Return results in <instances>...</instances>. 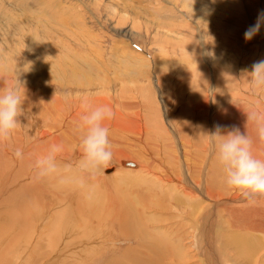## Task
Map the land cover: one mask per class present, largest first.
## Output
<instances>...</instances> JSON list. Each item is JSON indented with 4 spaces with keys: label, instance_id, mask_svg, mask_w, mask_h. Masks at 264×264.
Segmentation results:
<instances>
[{
    "label": "bare ground",
    "instance_id": "bare-ground-1",
    "mask_svg": "<svg viewBox=\"0 0 264 264\" xmlns=\"http://www.w3.org/2000/svg\"><path fill=\"white\" fill-rule=\"evenodd\" d=\"M225 15L223 13L220 14V16ZM10 18L13 22V17L10 16ZM58 19L61 23L67 21L62 17H58ZM25 22L28 21L25 19ZM217 23L220 26H226L227 24L221 21ZM31 24L34 25V23ZM40 24L41 16L36 18L35 25L38 28L34 29V33L26 32V27L22 29L25 36H29V50L27 49L29 52L27 55L31 59L26 60V62L30 63H25L24 67L30 69V71L25 70L23 66L22 71L20 70L22 73L12 69L11 71H1L4 66L1 67L0 65V88L7 85H15L14 81H9L7 76L16 74V72L18 76L22 75L24 78L20 85L22 100L24 102L22 106L24 114L19 118L21 124L10 140L0 144V172H4V178L0 175L2 177H0L1 229L8 231L13 229L12 234H16L17 232L15 231L26 233L29 237L28 239H35L39 249L44 247L46 249H43L48 251L60 245H62L63 249H66L74 241L65 240L63 237L64 235L67 237L70 232L76 230L78 222L75 219L76 213L90 209L97 214V220L101 228L97 233L95 229L90 227L92 221L90 219L88 224L89 230L88 233L86 231L85 235L89 240L86 239L85 242L75 241L80 250L77 252L71 250L70 256L78 258L79 260H76L80 261L79 263L81 264H88L84 263L86 259L85 255L89 253L96 254L100 250L101 233H105L108 238L106 247L110 245L111 227L115 225L114 217L117 216L123 220L124 224H128L127 228L124 227L122 231L123 235H131L132 233H143L145 235L142 236V240L140 238V247L136 251H132L133 254H130V257L128 256L127 258L130 260V264L132 261L135 263V260L138 261V259L143 262L146 260L144 259L145 256L150 257L154 255L153 253L157 254L159 238L155 240L152 237V234L155 233L154 229L152 230L150 225L147 226L148 228L145 227V221L141 222L138 217V215L148 217L145 214L146 210H140L141 208L139 209V207L132 204L134 201L129 203L127 196L123 192L124 190L115 192L117 190H114V183L125 177L130 179L132 183L140 182L153 185L149 187L151 190L148 191V194L153 195L150 196L153 197L151 206H155L159 210L169 209L173 205L171 203L175 201L187 205L191 215L182 216L179 214L176 219L184 217V219L189 220V216L191 217L190 222L193 223H190V228L187 227L188 233L186 232V234L190 236L191 241L194 240V245H192L203 255L205 264H219L221 262H219V251L221 249L225 251L224 246H227L228 243L233 248L238 247L242 249L245 253L253 250L257 256L258 252L264 248V197H259L254 202H249L242 197L239 191L235 189L230 190L226 187L225 174L223 167L218 163L211 134L216 131L215 126L217 124L225 126L222 129L223 134H226L227 131L231 130V126L235 125L240 129L241 133L247 132L253 139L254 156L264 160V145H261L256 138L254 124L249 122L246 128V112L252 110L264 112V94L253 95L250 92L247 76L244 75L243 71L245 69L251 71V65L254 62L264 59L263 45L261 44L262 47H260L258 46L259 43H257L254 45L253 51L243 49L239 51L233 50V52L238 53L237 58H231L228 55L224 56L225 54H217V59L212 63L214 65L206 61L208 60L207 56L203 60H200L201 62L193 64L187 62L186 59L187 63L180 65L181 71L177 75L172 73L174 69H168L170 66L165 69L161 65L164 68L161 69L159 61L156 64L159 70L156 68H153V70L156 73L160 72L164 88L168 91V94L163 97L166 100L164 108L167 110V115L162 117L159 113V108L156 106L157 103H155L152 106L153 108H150V105L144 107L147 108V111H145L148 112V115L144 113L146 117L148 116L146 120L141 110L143 108L142 102L146 103L147 101L143 100L139 104L135 100H132L138 94V92H134L137 89L135 87L136 84H134V90L131 89L133 85L131 79L133 78L121 77L118 72L116 75L110 76L113 70L106 68L103 64L96 65V71L90 73L87 71L90 60L84 56H77L75 57L76 61L87 64L85 73L83 74L81 67L69 62L72 49L67 46L68 44L64 45V42H61L62 44H55L54 38L56 39V36L52 34V31H44V29L40 31ZM14 26L17 28L16 25ZM17 29L21 30L19 27ZM1 30H4V33L7 32L5 22L0 25ZM262 34H260V38H262ZM242 36L244 37V35ZM254 38L260 39L259 36H255ZM248 42H245L246 45L249 44ZM229 46H232L233 48L231 49H234L235 44ZM129 47L131 51L129 49L126 51V47L124 48L123 46L122 52L117 53V55L120 54L119 59H117L119 60L118 67L124 66L129 68L132 66L129 64L131 60L130 56L135 57L138 60L137 62H142L147 70L135 69L134 66L132 68L133 71L131 68L130 70H125L124 68L125 73L129 77L133 74L135 78L136 76L148 75L150 73V70L148 71L149 61L144 56H141V53L135 52L132 46ZM128 50L130 53H128ZM243 52L245 54L242 56ZM125 56L128 58H125ZM98 60H103L101 59V55H99ZM168 61L172 63L170 58H168ZM137 66L139 65L137 64ZM196 71L199 74V79H197L198 75H196V79L192 76ZM97 73L100 77L96 75ZM179 77H182L185 82L179 79L182 84L174 85L172 80ZM94 81L97 82L95 86L93 84ZM54 82H58L61 88L57 87L58 89H56L53 86ZM73 85L76 86L72 87ZM113 85L115 87L112 88L111 86ZM174 86L175 90H180L184 86V92L186 91V93L180 92L181 90L175 92ZM140 87L138 86L139 89ZM142 87L144 88V86ZM97 91H101V94L94 95ZM189 91L190 93L187 95ZM171 94L172 96L175 94L181 95L184 99L181 100L179 96V99L175 102L177 96L173 100V97L170 96ZM66 97H69V99L66 100ZM113 102H115L114 106L112 105ZM120 105H122L121 109L119 108ZM131 105L136 107L134 113H131ZM97 106H108L115 114L113 119L105 122L106 126L110 129V140L114 153L113 159L107 167L111 166V164L114 166L110 168L106 167L104 170L110 169L113 170V173L104 175V172L101 171L102 173L98 174L94 179L83 177L84 186L82 187L79 182H76L82 178V174L78 168V164L81 161L80 157H82V150L79 147L80 134L76 126L80 122L82 115ZM123 110L128 113H124ZM129 113L143 121L146 120L147 123L141 124V122L136 123L134 120L131 121ZM156 116L160 117L161 121L156 120ZM173 126L177 133L174 132ZM175 133L178 135L177 140L172 139ZM53 144L62 146V152L57 156V164L60 169L59 176L67 177L72 182L62 184L56 176L40 180L35 178V160L46 154ZM18 149L22 153L21 158H17L15 155ZM130 160H132V164L129 162ZM128 163L131 165H128ZM1 174L3 175V173ZM49 185H52L55 189L52 187L48 190ZM156 186L162 189L167 187V192L156 193V191H153V189L158 190V188H155ZM98 189H102L105 193H100ZM47 191L50 192L49 195ZM174 193H177V195L181 194L189 200H181L182 196L178 200L177 195ZM55 194L58 197H54ZM103 194L107 198L104 208L100 202ZM137 196L135 195L134 198L136 200L135 203L142 205L143 203H141L139 196L136 199ZM125 205H134L139 214L134 211L131 214V211ZM239 205H245L243 210L238 209ZM54 206L57 212L52 224L58 226L53 232H56L60 226L64 227L62 230L60 229L62 234L56 232V235H61V237H48L43 234L45 230L43 226L50 224V210ZM151 206L148 207L150 208ZM122 208L123 212L119 214V209L121 210ZM176 211L179 212V210ZM221 214L225 219L224 221L220 218ZM153 215L160 217L155 213ZM109 218L111 223L108 224L111 227H106L105 232H103V221L107 222ZM148 218V221L152 220L150 217ZM156 223L159 226L162 224L161 222L160 224H158L159 222ZM143 227L145 228L143 229ZM160 228L162 230L160 231L162 239L166 238L165 241L160 242L161 247L163 243L165 245L166 243L172 244L177 251V259H181L190 252L191 245L185 248L183 241H181L182 239H175V235L172 236V227L170 231H167V228L162 226ZM243 229L244 231L248 229L246 232L251 233H226V231H241ZM115 234L113 231V239L115 238ZM122 234L119 235L118 239H123ZM220 243L222 244L221 247ZM53 244L55 247L52 246ZM13 247L14 245H9L7 249ZM21 248L25 251L30 249L25 244ZM161 249L163 250V248ZM18 250L20 251L21 249L18 248ZM44 250L41 249V252ZM139 251L140 253H138ZM171 251L173 249L169 252ZM174 252L172 254L175 256ZM158 253L157 256L163 258V253L160 251ZM165 253L168 254L166 251ZM169 255L171 256V254ZM230 255V253H227V256L223 257L226 264H229L228 257ZM81 258H83V261ZM62 259L64 260V258L54 261L48 260L45 264H64ZM156 259L158 260V257ZM7 262L9 263L8 260ZM144 264L147 263L145 262Z\"/></svg>",
    "mask_w": 264,
    "mask_h": 264
},
{
    "label": "rangeland",
    "instance_id": "rangeland-1",
    "mask_svg": "<svg viewBox=\"0 0 264 264\" xmlns=\"http://www.w3.org/2000/svg\"><path fill=\"white\" fill-rule=\"evenodd\" d=\"M206 5H207V9L205 8ZM262 11H264V0H215V3H213L212 0H195V2L194 0H0V25H2L3 22H5V26L7 28L6 33H4V30L0 31V65L1 67L4 66V68L1 71L3 70L11 71L12 69V70H18L17 72H19L20 70L22 71L23 69L22 66L24 67L26 65L25 63H30L28 61L26 62V60L31 59L29 55H27L29 52L28 51L29 36H25L24 30L22 32V29L23 27H26L25 30L26 32L34 33V29L38 28L37 25H35L36 18H39L41 16L40 31H43L42 29H44V31L46 30L52 31V34L56 36V39L54 38V43L56 42L55 44H59V43L62 44L63 42L64 45L68 44L67 46L70 49H72L70 53L69 62L81 67L83 74L85 73L87 64L76 61L75 57L77 56H84L90 60L87 68V71L90 73H94L96 71L95 70L96 65L103 64L106 68L113 70L110 76H114L118 72V74L121 77L133 78L131 79V82L133 81L132 82L133 85L131 84L133 87L131 86V89L134 90L135 87L137 88L134 92L135 93L138 92L137 97L139 98L137 99L136 97L135 99L132 100H135L139 104H141L143 100L147 101L148 103L147 102L145 103L143 101L145 104L142 102L143 108L149 105L150 108H153L152 106L155 103H157L156 106L159 108L160 115H162V117H165L167 115V110L164 108L166 100H164L163 97L164 95L168 94V91L166 88H164L163 81L161 80L162 77L160 72L158 71L156 73L153 70V68L159 70L158 67H156L157 66L156 64L160 61L159 64L161 69L163 68V66L165 67V69L170 66L168 69L169 70L174 69L172 73L174 75H177L181 71L180 65H182L183 63L189 62L193 64L196 62H201L200 60H203L207 56V55H203L205 51L214 53L213 56H207L208 60H206L208 62H211L210 63L211 65H214L212 63L215 59H217L216 58L218 57L217 54L220 55L225 54L224 56L228 55L231 58H237L238 53L233 52V50L239 51L240 49H243V50L253 51V47L257 43H259L258 46L262 47L263 45L264 48V26L261 27L259 33L256 35L259 36L260 38V34L263 33L262 38L260 39L253 38L251 41L248 42L249 44L247 45L245 43L246 41L244 37L242 36L244 35L245 30L250 25H253L256 22L258 14ZM206 12L209 14H206ZM222 13L223 15L225 14L226 15L220 16V14ZM59 15H64V16H59ZM10 16L13 17L14 24ZM28 16L30 17L28 18ZM58 17H62L64 20L67 21L61 23ZM54 18L58 20L56 19L54 20ZM25 19L28 22H25ZM219 21L225 24L227 23L226 24L227 27L223 25L220 26V24L217 23ZM31 23H34V25H32ZM14 25H16L17 28L18 27L21 28V30L19 31V29H17ZM11 30H13L12 33ZM202 32L206 33V37H205L207 41L206 43L201 40ZM228 41L229 43L227 44ZM231 44H235L234 49H231L233 48L232 47L233 45L229 46ZM123 46L124 48L126 47L125 49L126 51L127 49L131 51V48L130 47L128 48V46H132L133 47L132 49H134L135 52L141 53V56H144L145 59L149 61L148 71L150 70V73H148V75L136 76L135 78L133 74H131V77H129L128 74L125 73L124 68L125 70L126 69L130 70L131 68V70L133 71L132 68H134V66L135 69L138 68L139 70L140 69L147 70V68L144 66V64H142V62H137L138 60H136L135 57L130 56L131 60L129 61V64L132 66L130 67L128 66L129 68L124 67L122 65H121L122 67H118L119 60L117 59H119L120 54L117 55V53L122 52V50L124 49ZM129 50L128 53H130ZM166 54H168L167 56L168 58H170V61L172 60L173 64L168 61L167 56H165ZM244 54L245 53L243 52L242 56ZM99 55H101V59L103 60H98ZM125 58L128 57L125 56ZM186 59L187 62L185 61ZM137 64L139 66H137ZM24 69L30 71V69L26 67H24ZM151 69L153 70V72ZM21 71L20 73H22ZM17 72L16 74L7 76L9 81L11 80L14 81V84H17L19 80L20 81L24 80L23 76L22 75L18 76ZM96 75L100 77L98 73ZM196 75H198L197 79H199V74L197 71L192 74V76H194L195 79H196ZM189 76L191 75L189 74ZM179 79L182 82L184 81L182 77H179L178 79L175 78V80L174 79L172 80L173 84L174 85L182 84L181 81H179ZM93 84L95 86L97 82L94 81ZM134 84H136V86ZM53 86L56 89L61 88L60 87L61 85H59L58 82H54ZM74 86L76 85H73L72 87ZM138 86H141L140 87L141 90L138 88ZM142 86H144V88ZM111 87L113 88L115 87V85ZM173 88L175 90V86ZM189 89L191 90V88ZM66 90L68 91V89ZM180 90L179 89L175 90V92L180 91L183 92L184 94L186 93V91L184 92L185 90L184 86ZM188 93H190V91L187 92V95ZM98 94H101V91H97L96 93H94V95H98ZM170 96L173 97L172 98L173 100L177 96L175 102H177L179 96L181 100L184 99L183 97H181V95L178 96L175 94L174 96H172L171 94ZM112 105L114 106L115 102H113ZM119 108L121 109L122 105H120ZM143 108L141 111L144 119L147 120L148 118V116L146 117V115H148V112H146L147 108L144 109ZM135 110L136 107L131 105V113H134ZM123 112L128 113L125 110H123ZM129 117L131 118V121L134 120L136 123L137 122H141V124L147 123L146 120L143 121L140 118L130 113H129ZM155 119L161 121L160 117L158 116H156ZM173 129L174 132H176L174 126ZM176 133L173 134L172 136V139L174 140L178 139V135ZM80 159H82V157H80ZM129 162H131L132 164V160H130ZM131 164L128 163V165ZM112 166L114 165L111 164V166L107 168H110ZM105 168L101 169L98 174H101L102 173L101 171L104 172V175H110L113 173L112 172L113 170L107 169L110 170L107 171L104 170ZM1 173H3V175ZM0 175L3 177L4 172H0ZM114 184H115L114 190H117L115 192L124 190L123 192L127 196V201L129 203H131V201H134L132 202V204L139 207V209L141 208L140 210L143 209L146 210L145 214H147L148 217L154 220V221L150 220L152 222V224H150L151 222L148 221L149 219L148 217H141L140 215H138L141 222L145 221L146 224L145 227L150 225L151 229L152 230L154 229L155 233L154 234L151 233L152 237H154L155 240H158L159 238L158 240L159 245H157L159 249L157 250L158 252L160 251L163 253L164 259L160 257L162 261L160 260L159 256H157L159 254L157 252V254L153 253L156 256L152 254L154 257L145 256L144 259L146 260H144L143 262L142 260L138 259V261H140L139 263L138 261L135 260V263L134 261H132L131 264H141V263L144 264L145 262L147 264H151V263L162 264L164 262H165L164 264H205L204 261L205 258L193 246L194 240L191 241L190 236L189 235L187 236L186 234V232L188 233L187 227L190 226V223H193L190 222L191 219L190 216H189V220L184 219V217H182L184 215L188 216L190 214L187 205L175 201L171 203V205L173 204L172 205L173 207L170 206V208L167 210H159L155 206H151L153 197L150 196L153 195L148 194L149 193L148 191L151 190L149 187H152L153 185H148L146 183H140V182L132 183L130 179L125 177L121 178L120 181L118 180ZM52 187H53L52 185H49V188L47 189L50 190V188ZM53 188L55 189V187ZM155 188H158V190L153 189V191H156V193L158 192V194L167 192L166 191L167 187H164L162 189L156 186ZM105 189L107 190V188ZM98 190L100 193L101 192L105 193L102 189H98ZM49 193L50 192L47 191L48 195ZM174 194L177 195V193ZM135 195L139 196V199H141L140 200L141 203H143L142 205L135 203L136 202V200L134 199ZM138 196L136 199H138ZM181 196L183 197V195L179 194L176 197H178L177 199L180 200V198H182ZM54 197H58V195L55 194ZM106 200L107 198L103 194L102 198H100V202L103 205V208L106 203ZM181 200L188 201L189 199L183 197ZM134 205L132 206L125 205V207H127V209L131 211V214H133L132 211L137 212ZM58 206H62V205H58ZM148 206L151 207L149 208ZM244 206L245 205H239L238 209L243 210ZM56 207L54 206V208H51L50 210L51 216L49 219V223L51 225L46 224V226H43V228L45 229L43 231V234L48 237L49 236L61 237V235H56V232L62 234L61 230L64 228L60 226V228L56 230V232H53L55 228L58 226V225L54 226L52 224L54 222V219L56 218L55 215V213L57 212ZM176 210H179V212ZM122 212H123V208L121 210L119 209V214H121ZM154 213L156 215H159L161 218L158 216H154L153 215ZM179 214L182 215L181 217L183 219L182 218L176 219L178 218L177 215ZM114 218H115L114 219L115 225L113 227H111L108 224L111 223L110 218L107 220V222L103 221V223L105 224V225L103 224L104 226L103 232H105L106 227L110 226L112 233L113 231L116 233L114 239L112 237V233L109 238V243L111 246L107 245L106 247L108 238L105 233H101L100 237L102 238L99 243L100 250L96 254L93 253H89L88 255L84 254L86 256L84 263L126 264L127 262L129 263L130 261L127 258L128 256L130 257V254H133L132 251H136L140 247L139 243L141 244L142 236L145 235H143V233L142 234L132 233L131 235H127V234L123 235L122 231L124 230V227L127 228L128 224H124L123 220L118 218L117 216H115ZM220 218L222 221L225 220L222 214ZM75 219L78 221V222L76 221L77 222L76 230L74 232H70L69 233L70 235L68 234L67 237L65 235L63 237L65 238V240H73L74 242H72L70 246L66 249H63L61 247L62 245L54 249L53 247H55V245L53 244L52 248L54 250L49 249L48 251L44 250L46 249L44 247H41L39 249L38 243L35 242V239L34 238L28 239L29 237L27 236L26 233L23 232L18 233V231H15L17 232L16 234L18 235L12 234L13 229H10L8 231L5 229H1L0 226L1 229L0 264H45L48 262V260L54 261L61 258H64V260L62 259L64 264H81L79 263L80 261H77L79 260L78 258H73L72 256H70L73 250L75 252L80 250V247L77 246V243L75 241L85 242L86 239L89 240V238H86L85 235H86V231L88 233L89 230L88 224L90 222V219H92L90 223V227L95 229L97 233L98 230L101 228V225L97 220V214L90 209H85L83 211L77 212ZM156 222H159L158 224H160L161 222L162 224L159 226L156 225L157 224ZM161 226L167 228V231L168 230L170 231L173 228L172 229L173 233L171 232L172 236L175 235L174 236L175 239H179V238L182 239L181 241H183L185 248L191 245L190 252L184 255L181 259H177L176 258L177 251L172 246V244L166 243L165 245V243H163L161 247L160 242L166 240V238L162 239V235L160 232L162 231L160 230ZM145 227H143V229ZM246 230L248 229H245V231L244 229L241 231H226V233L233 234V233L242 232L241 234H247L248 231L246 232ZM120 234H122L123 237L122 240L118 239ZM157 234L161 236H158ZM131 237L133 238L131 239ZM31 243L32 245H30ZM24 244L28 245L30 249L25 251L23 248H21V246H23ZM9 245H14V247L7 249ZM221 245L222 244L220 243V247ZM18 248L21 250L19 251ZM161 248H163V250ZM41 249L44 251L41 252ZM171 249H173V251L169 252ZM224 249L225 251L222 249L221 251H219V256H220L219 262L221 261L219 264H226L224 261L225 258L223 257H226L227 253L231 254L228 257L229 264H264V248L258 252L257 256L255 255L253 250H251V252L249 253H245L243 252L242 249L238 247L233 248L232 245L229 243L227 246H224ZM165 251L168 254H166ZM173 252L175 256L172 254ZM138 253H140V251ZM169 254H171V256ZM124 257L126 258L124 259ZM157 257L158 260L156 259ZM7 260L9 261V263L7 262ZM81 260L83 261V258H81Z\"/></svg>",
    "mask_w": 264,
    "mask_h": 264
},
{
    "label": "clouds",
    "instance_id": "clouds-1",
    "mask_svg": "<svg viewBox=\"0 0 264 264\" xmlns=\"http://www.w3.org/2000/svg\"><path fill=\"white\" fill-rule=\"evenodd\" d=\"M195 2V0H194ZM215 3V0H212ZM194 4V3H193ZM207 8V5L205 6ZM206 14H209L206 12ZM264 26V11L258 14L257 20L244 32L245 41H251ZM206 33L202 32L201 40L206 41ZM203 55L213 56L214 53L205 51ZM247 76L250 92L253 95L264 94V59L251 65V71L243 70ZM21 81L15 85L0 88V144L10 140L20 123V116L24 114L21 95ZM69 97H66V100ZM113 110L108 106H97L81 116L76 129L79 132V147L82 159L78 164L82 178L78 181L84 186V179H94L101 169L108 166L113 159L110 129L106 121L114 118ZM247 124L252 122L256 130V138L264 145V112L252 110L246 112ZM225 126L217 124L216 131L211 134L216 150L218 163L223 167L225 185L228 189H235L249 202L264 197V160L253 154V139L248 133H241L235 125L226 134L222 133ZM62 152V146L53 144L46 154L38 157L34 162L35 178L37 180L58 177L59 182L69 183V178L59 176L60 169L57 156ZM17 158L22 157L18 149Z\"/></svg>",
    "mask_w": 264,
    "mask_h": 264
}]
</instances>
